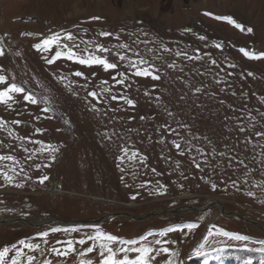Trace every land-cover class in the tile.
<instances>
[{
  "label": "rangeland",
  "instance_id": "obj_1",
  "mask_svg": "<svg viewBox=\"0 0 264 264\" xmlns=\"http://www.w3.org/2000/svg\"><path fill=\"white\" fill-rule=\"evenodd\" d=\"M216 16H232L253 31ZM57 32L73 33L75 40L64 43L79 45L80 52H97V44L111 49L97 54L118 67L105 70L64 57L48 64L59 46L45 52L33 45ZM0 47V75L8 78L0 90L10 83L26 90L15 93L10 105L0 103L6 121L0 155L17 159L15 165L0 160V169L14 177L9 184L0 174V250L24 240L41 245L32 253L36 264H100L99 242L93 253L78 255L100 229L125 240L147 236L154 248L174 253L154 255L152 264H264V59L240 51H264V0H0ZM117 52L148 61L141 67L160 79L136 76ZM121 79L123 84L116 82ZM93 91L99 99L89 95ZM27 93L38 102L25 101ZM46 145L59 149L54 161L43 151ZM122 148L146 160L121 161ZM123 212L141 218L114 215ZM106 215L98 223L59 222ZM9 219L54 221L34 226ZM168 228L177 230L160 235ZM221 229L249 239L218 235ZM46 231L47 244L39 236ZM81 238L86 243H76L77 252H51Z\"/></svg>",
  "mask_w": 264,
  "mask_h": 264
},
{
  "label": "snow or ice",
  "instance_id": "obj_2",
  "mask_svg": "<svg viewBox=\"0 0 264 264\" xmlns=\"http://www.w3.org/2000/svg\"><path fill=\"white\" fill-rule=\"evenodd\" d=\"M206 15H212L211 13H206ZM217 20H223L227 21L228 23L234 25L237 29H240L241 31H247L251 33L253 31L252 28L245 29L244 25L237 22L232 16H216ZM93 19H99V17H93ZM28 35H32L33 33H27ZM101 36H111L112 34L109 32H101ZM203 39V37H202ZM74 41L75 37L73 33L66 32V33H52L51 35L45 37L41 42L33 45L37 50H43L45 52L51 51L54 47L59 46L60 50L55 51V54L51 58H47L48 64H53L56 60L60 59L61 57L66 58L70 61H75L82 65L92 66V65H102L105 70L109 69H116L118 65L116 63L110 62L106 56L97 54L99 53H109L111 52V49L105 47L102 44H97L95 46L97 52H93L85 48L83 52L78 51L79 45H73L70 46L67 43H64V41ZM122 48L128 49V44L121 45ZM217 48H221V44L216 45ZM166 51L168 49H165ZM199 51V50H197ZM240 51L244 54V56L248 57L249 59H264V51L256 53L249 51L247 49L241 48ZM5 54L4 48L0 47V56H3ZM116 55L121 61L124 60H130L131 67L135 69V75L136 76H152L153 79H160L158 75H156L153 71L150 70V68L141 67L142 65L148 64V61L144 60L143 58H138L135 60H132L130 57H128L124 53L117 52ZM137 57H139V54H135ZM177 55H185L187 56V53H180L178 52ZM189 59H192L193 57H188ZM195 59H200L199 56H196ZM212 64H216L215 60L211 61ZM174 66V65H170ZM76 76H83L84 73L82 72H76ZM248 75H252V73H248ZM61 79H64L61 77ZM115 79V78H114ZM8 78L5 75H0V84H5L7 82ZM119 84H123L124 80H117L116 81ZM104 83H107L106 81ZM108 89H105L107 91ZM197 92L200 91L199 88L196 89ZM26 90L18 86L16 83H10L7 84L6 87H4L2 90H0V103H3L5 105H10L11 102L15 101V93H25ZM93 98L99 99L96 92L89 93ZM23 99L25 101H29L32 104H36L38 101L31 93H27L23 96ZM111 99L117 100V99H126L125 97H118V96H112ZM127 103L129 105H134V101L132 99H127ZM47 111V109H45ZM143 119V118H142ZM15 124H20L21 121L17 120L14 121ZM6 124V121L3 119H0V128L4 127ZM37 131H42V129H37ZM260 135V133H257ZM111 139V137H108ZM42 143V142H38ZM174 143V146L179 149L181 147L180 144ZM43 151L51 153V159L54 161L56 159L55 152L59 151L58 148L53 147L52 145H46L43 148ZM121 151L124 153V155H121L119 159L123 161L126 157L129 160H134L139 157L140 160H146V157L140 156L138 151H131L129 155V149L128 148H122ZM31 158V157H29ZM0 160L4 161H11L14 165L17 163V159L13 155H0ZM37 167H40V165H37ZM196 167H200L199 164L196 165ZM155 171V169H153ZM13 172H15V168H13ZM0 174L4 176V179L9 183H13V175H10L7 171H4L3 169H0ZM48 176H42L39 178V182L43 184L46 180H48ZM17 187H22L23 185H16ZM213 188H215V185H213ZM249 196L254 195L253 192H248ZM135 198V197H133ZM185 227L192 229L197 227L195 224H188L185 225ZM176 228H168L166 231L161 232L160 235H167L169 232L176 231ZM52 232H59L61 229L59 228H53L51 229ZM67 231V229H65ZM72 231H76V229H72ZM222 234L226 237H229L230 239L236 240V241H247L249 239L246 235H240L235 232L225 231L223 229L220 230V232L217 233ZM49 235V232H42L39 234L40 237L44 238V243L47 244V237ZM149 236L152 235V233L148 234ZM212 233H209V236H211ZM148 237L143 236L140 237L139 240L134 239H128L125 240L121 237H118L116 235L105 233L104 231L97 229L94 235H89L87 237L88 241H92V245L89 247H86L82 251H79L78 255L80 257L86 256V254L93 253L97 250V243L99 248V256H100V264H152V260L154 258V255H160L161 252L163 253H171V250L169 247H161L160 249H156L153 246H151L149 243H147ZM20 247H17L16 245H12L11 248L4 247L2 250H0V264H36L37 257L36 255L32 254L36 250H39L41 248V245L39 243H31L24 240H21ZM57 244L65 243L61 241H57ZM79 243L81 245L86 243V240L84 238H81L79 241H72L68 240L66 242V246L61 249L57 247H52L51 252L55 253L57 256H67L70 253L77 252V249L75 247V244ZM166 241L156 240V245H163L166 244ZM261 243H264L262 241ZM207 244V240H205L204 243L200 245V250L197 251V255L203 254L202 250L205 248ZM114 245H119L118 247H114ZM10 256V253H13ZM261 252H264V248L259 249ZM130 254H135L134 256H131ZM174 255V253H171ZM42 264H52L51 260L45 259L42 261ZM80 264H94V262L91 259H82L80 261ZM165 264H173L171 260H166Z\"/></svg>",
  "mask_w": 264,
  "mask_h": 264
},
{
  "label": "water",
  "instance_id": "obj_3",
  "mask_svg": "<svg viewBox=\"0 0 264 264\" xmlns=\"http://www.w3.org/2000/svg\"><path fill=\"white\" fill-rule=\"evenodd\" d=\"M203 209V207H201V208H197V210H202ZM161 211H164V212H171L172 210H161ZM176 210H174V212H175ZM178 211V210H177ZM155 213H161L160 211L159 212H157V211H155V212H153L152 214H155ZM227 214H233V213H227ZM114 215H127V216H131V217H133V218H141V217H137V216H134V215H132V214H130V213H127V212H123V213H117V214H114ZM111 215H106V216H103V217H101V218H97V219H92V220H89L88 222H82L81 220H79V221H69V222H67V221H64V220H62V219H59L60 220V222H62L63 224H66V225H72V224H77V223H98V222H100L101 220H103V219H106L107 217H110ZM144 218V217H143ZM55 220H57V219H55ZM54 220H48V221H45V222H38V223H34V222H31V221H28V220H23V219H18V221L16 220V219H9V222H24V223H28V224H31V225H34V226H41V225H43V224H45V223H48V222H53ZM58 221V220H57ZM250 221H252V220H250ZM254 222V221H253ZM255 224H257V222L255 223Z\"/></svg>",
  "mask_w": 264,
  "mask_h": 264
},
{
  "label": "bare ground",
  "instance_id": "obj_4",
  "mask_svg": "<svg viewBox=\"0 0 264 264\" xmlns=\"http://www.w3.org/2000/svg\"><path fill=\"white\" fill-rule=\"evenodd\" d=\"M52 184H53V182L51 183V185H52ZM58 184H59V182L56 183V185H57V186H56V192L59 191V185H58ZM53 187H54V186H50V187L48 188V190L53 191ZM58 221H59V220H58ZM59 222H60V221H59ZM72 222H73V221H72ZM212 264H214V261H213Z\"/></svg>",
  "mask_w": 264,
  "mask_h": 264
}]
</instances>
